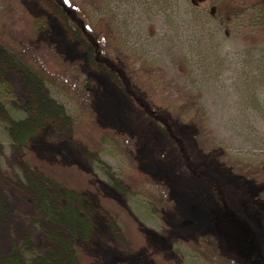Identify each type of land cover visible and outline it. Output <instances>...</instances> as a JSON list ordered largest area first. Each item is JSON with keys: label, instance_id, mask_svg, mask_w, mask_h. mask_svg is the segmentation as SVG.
Instances as JSON below:
<instances>
[{"label": "rangeland", "instance_id": "obj_1", "mask_svg": "<svg viewBox=\"0 0 264 264\" xmlns=\"http://www.w3.org/2000/svg\"><path fill=\"white\" fill-rule=\"evenodd\" d=\"M34 63L49 67L39 94ZM40 94L70 120L92 108L129 146L88 153L63 116L16 142ZM1 106L2 254L30 242L46 255L62 235L77 264H239L223 214L232 245L264 264V0H0ZM28 166L55 194L83 193L90 239L39 210Z\"/></svg>", "mask_w": 264, "mask_h": 264}, {"label": "trees", "instance_id": "obj_2", "mask_svg": "<svg viewBox=\"0 0 264 264\" xmlns=\"http://www.w3.org/2000/svg\"><path fill=\"white\" fill-rule=\"evenodd\" d=\"M15 58L16 57L11 56L8 59L15 63ZM54 64L56 66L59 63ZM22 66L28 74L32 87L37 89V93L39 94L41 88H43L44 84L46 85L49 81L48 79H50V77H48L49 67H43V65H41V67L36 63H34V65L22 64ZM62 68L64 71L68 72L72 67L69 65H62ZM0 109H2V106ZM30 109L29 116L26 115L24 117L25 120L12 123L11 137L16 142L22 143L20 141L27 140L37 129L45 127L49 121L59 120V117L63 116L65 123L71 127L73 139L83 146L87 145L85 151L88 153L89 150H94L93 148H89L92 144L100 149L115 147L114 144L116 147L121 148V141L125 143L126 147L130 144H127L129 139L126 135L116 133L110 128L99 126L96 114L92 108L82 107V113L70 120L69 115L68 118L65 117L62 106L40 94L39 98L33 101ZM93 127L94 130H91ZM25 169V187L27 191L36 200L39 210L57 226L56 230L60 231V229H64L63 233L68 232L72 235V238L83 237V239H90L93 224L84 205L83 193L72 187H65L59 194H55L52 189H49L53 182L45 173L37 171L32 166H28ZM137 174H140L142 179L143 174L138 170ZM142 182L145 181L142 179ZM117 188L122 192L130 191V187H126L125 185H117ZM4 212L5 207L3 204H0V216L4 214ZM221 216L224 229V233L222 231L221 233L222 236L225 235L229 250L231 251H229L230 257H235V259L238 258L240 262L238 260L237 262L239 264H261L253 259L251 254H242L232 245L229 230L224 224L223 214ZM248 234L251 235V232L249 233L248 231ZM62 237V235H59L60 242L58 247L49 251L46 255L34 251L30 242L21 246H14L12 250L3 254L0 252V264H77V262H79L77 251L72 244ZM50 238L54 239L55 237L51 235Z\"/></svg>", "mask_w": 264, "mask_h": 264}]
</instances>
